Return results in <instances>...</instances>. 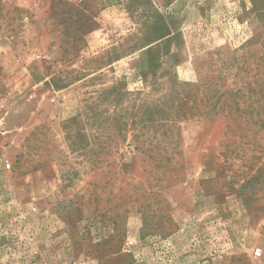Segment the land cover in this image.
I'll return each instance as SVG.
<instances>
[{"label":"rangeland","instance_id":"1","mask_svg":"<svg viewBox=\"0 0 264 264\" xmlns=\"http://www.w3.org/2000/svg\"><path fill=\"white\" fill-rule=\"evenodd\" d=\"M0 264H264V0H0Z\"/></svg>","mask_w":264,"mask_h":264},{"label":"trees","instance_id":"2","mask_svg":"<svg viewBox=\"0 0 264 264\" xmlns=\"http://www.w3.org/2000/svg\"><path fill=\"white\" fill-rule=\"evenodd\" d=\"M165 36H167L166 34L165 35H161V37L159 38V39H162V38H164Z\"/></svg>","mask_w":264,"mask_h":264}]
</instances>
